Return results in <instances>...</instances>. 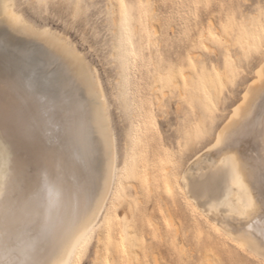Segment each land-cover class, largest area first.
<instances>
[{
  "label": "bare ground",
  "instance_id": "bare-ground-1",
  "mask_svg": "<svg viewBox=\"0 0 264 264\" xmlns=\"http://www.w3.org/2000/svg\"><path fill=\"white\" fill-rule=\"evenodd\" d=\"M15 7L16 0H0V23L16 35L42 43L48 50L43 64L55 61L57 71L35 70L29 53L20 55L19 62L7 58L11 53L0 56V264H81L98 225L95 264H147L148 250L155 264H169L146 239L150 235L164 240L162 218L149 229L136 216L137 204L144 212L151 192L160 213L159 190L166 195L170 214L176 210V195H181L190 211L216 234L241 253L264 262V214L259 206L264 199L262 42L251 45L261 58L241 97L231 105L212 140L179 172L166 152H147L146 145L140 144L138 127L146 118V108L133 97L130 114L135 127L126 139L119 167L116 134L97 70L66 35L34 25ZM114 12L118 58L125 73L120 89L126 99L131 47L118 0ZM208 25L207 36L217 39L215 24ZM152 37L160 41L155 25ZM247 47L244 43L242 48ZM141 51L139 47V58ZM176 79L163 87L182 89V81ZM193 85L206 100L218 101L215 77L194 80ZM197 183L199 191L194 187ZM128 186L135 198L129 207L132 219L119 222ZM181 239L185 240L183 233ZM171 259L170 263L179 264L178 257ZM207 262L217 264L210 255Z\"/></svg>",
  "mask_w": 264,
  "mask_h": 264
},
{
  "label": "rangeland",
  "instance_id": "rangeland-1",
  "mask_svg": "<svg viewBox=\"0 0 264 264\" xmlns=\"http://www.w3.org/2000/svg\"><path fill=\"white\" fill-rule=\"evenodd\" d=\"M118 7L127 23L131 47V62L126 71L130 81L124 88L126 99H122L120 89L125 73L118 58L114 28L116 0H16L15 9L34 25L48 26L66 35L97 70L116 134L119 167L123 163L126 139L135 127L130 114L134 97L146 108V118L138 127L140 144L146 145L147 152H166L174 171L179 172L212 140L231 105L241 97L245 83L253 77L261 56L251 45L255 41L264 45V0H151V3L118 0ZM210 21L215 24L219 37L214 38L217 39L207 36ZM154 25L159 30L160 41L152 37ZM15 33L0 23V52L6 49L0 56L11 53L7 58L19 62L29 53V63L35 70L57 71L55 61L43 64L48 50L42 43ZM244 43L247 48H242ZM2 44L7 45L5 49ZM139 47L142 58L137 55ZM12 51L16 55L13 56ZM174 77L182 81V89L180 86L165 89L163 85ZM211 77H215L218 84L216 103L197 94L193 85L194 80ZM80 95L83 96L82 92ZM96 159L98 168L99 159ZM124 194L127 196L118 212L119 222L132 219L129 207L135 198L131 186L125 188ZM157 195L160 213L155 209L151 192L144 212L137 204L136 216L138 222L148 223L149 229H154L152 223L162 218L166 231L164 240L159 237L155 240L150 235L146 239L154 250L157 248L164 262L175 264V260L169 261L171 257H178L179 264H210L207 262L210 255L217 264H264L241 253L226 237L216 234L200 215L190 211L181 195H176V210L171 214L165 193L159 190ZM100 226L96 227L81 264L96 263L95 236ZM182 233L185 240L181 239ZM145 259L147 264H155L149 250Z\"/></svg>",
  "mask_w": 264,
  "mask_h": 264
},
{
  "label": "snow or ice",
  "instance_id": "snow-or-ice-1",
  "mask_svg": "<svg viewBox=\"0 0 264 264\" xmlns=\"http://www.w3.org/2000/svg\"><path fill=\"white\" fill-rule=\"evenodd\" d=\"M58 6V5H57ZM110 147V145H109ZM194 187L197 189V191H199V184H194ZM259 206H260V211H261V214H264V199H261L259 200Z\"/></svg>",
  "mask_w": 264,
  "mask_h": 264
}]
</instances>
